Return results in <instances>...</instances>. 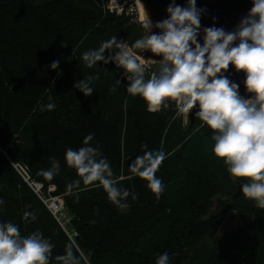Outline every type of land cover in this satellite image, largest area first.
<instances>
[{"label": "trees", "instance_id": "1", "mask_svg": "<svg viewBox=\"0 0 264 264\" xmlns=\"http://www.w3.org/2000/svg\"><path fill=\"white\" fill-rule=\"evenodd\" d=\"M103 3L0 0V198L6 201L0 221L19 224L22 234L39 228L56 245L54 255L75 240L86 255L92 252L89 264H155L165 251L171 264H264V209L243 195L233 201L241 182L214 156L212 132L198 119L185 125L174 105L152 113L123 86L111 91L118 79L112 64L84 67L82 53L112 35L131 44L146 34L137 15L105 12ZM56 60L59 69L52 70ZM92 73L101 79L86 98L73 85ZM49 96L57 107L42 111ZM89 133L115 174L125 177L122 186L138 194L127 209L113 206L102 188L82 184L78 195L65 193L78 178L64 163L65 149L79 148ZM144 143L169 154L156 174L166 186L159 199L138 177L127 178L129 158L141 154ZM51 156L61 172L47 181L37 172L50 167ZM14 162L28 167L30 182L43 185L44 200L62 198L63 214L54 215ZM27 205L37 213L35 222L22 221ZM232 211L250 222L212 240Z\"/></svg>", "mask_w": 264, "mask_h": 264}, {"label": "clouds", "instance_id": "2", "mask_svg": "<svg viewBox=\"0 0 264 264\" xmlns=\"http://www.w3.org/2000/svg\"><path fill=\"white\" fill-rule=\"evenodd\" d=\"M252 7L232 29L202 26L205 8L197 7V0L181 6L171 0L166 8L167 18L153 21L144 12L146 34L129 44L112 35L97 48L82 53L84 67L93 69L99 64L115 65L122 70L123 79H116L110 90L122 85L127 94L139 97L147 111L156 113L175 106L176 114L195 119L207 127L213 141L212 152L222 161L231 177L240 181L242 195L264 209V0H251ZM202 37V39H201ZM150 53V56H145ZM60 61L50 64L59 69ZM244 76L245 95L240 84L230 78L229 69ZM107 71V69H102ZM99 73L84 75L73 87L90 98ZM42 111L57 106L52 96ZM169 154L163 148L141 145V154L128 163V179L138 177L159 199L166 186L156 174ZM50 167L38 170L37 175L47 181L61 172V162L51 156ZM64 163L74 169L77 179L65 185L67 195H78L81 185L102 188L108 201L118 209H127L129 197L138 199L122 186L124 176H117L111 161L104 155L94 133L87 134L79 148L67 147ZM15 167V162L11 165ZM6 204L0 198V210ZM22 212V221L35 222L37 213ZM99 214V209H95ZM95 224L96 221H91ZM56 245L39 228L21 233L12 220L0 221V264H89V257L75 240L69 239L62 254H55ZM155 264H171L167 251L158 254Z\"/></svg>", "mask_w": 264, "mask_h": 264}, {"label": "water", "instance_id": "3", "mask_svg": "<svg viewBox=\"0 0 264 264\" xmlns=\"http://www.w3.org/2000/svg\"><path fill=\"white\" fill-rule=\"evenodd\" d=\"M142 2L153 23L167 18L166 8L169 3H171V0H142ZM175 2L181 6H187L188 0H175ZM252 6L251 0H197V7L207 10L202 16V26H213V24H215L216 27L222 26L226 30H232L239 23L241 17L247 15ZM150 55V53H145L146 57ZM228 75L231 79L240 84V92L242 95H245L243 74H237L234 69L230 68ZM13 90L15 92L18 91V87L15 86ZM195 120V112H193L189 117L190 126L194 124ZM241 196L242 193L239 187L233 196V201L236 202ZM234 214L233 211L230 213V221Z\"/></svg>", "mask_w": 264, "mask_h": 264}, {"label": "built area", "instance_id": "4", "mask_svg": "<svg viewBox=\"0 0 264 264\" xmlns=\"http://www.w3.org/2000/svg\"><path fill=\"white\" fill-rule=\"evenodd\" d=\"M135 1L134 0H104L103 3V9L105 12H110L112 14H116L118 16H125V17H133L134 15H138L136 7H135ZM138 21L140 22L139 18ZM126 40V39H123ZM128 42V41H127ZM129 43V42H128ZM115 74L118 79H123L122 70L117 69L115 65H113ZM123 86V85H122ZM176 116H178L176 114ZM180 116V115H179ZM183 118L184 124L189 121V118L187 116H181ZM15 169L18 171V173L24 178V180L28 183L30 188L41 197V199L44 201V203L49 207V209L56 215L60 210V206L63 208V200L61 197H56V199H50V200H44L42 198L43 194V185L38 182H30V175H29V169L28 167L20 164H15ZM49 190L51 192L55 191L54 187H50ZM59 201L60 204L57 202ZM51 203V204H50ZM52 206H55V211L52 209Z\"/></svg>", "mask_w": 264, "mask_h": 264}, {"label": "rangeland", "instance_id": "5", "mask_svg": "<svg viewBox=\"0 0 264 264\" xmlns=\"http://www.w3.org/2000/svg\"><path fill=\"white\" fill-rule=\"evenodd\" d=\"M135 5H136V3H135ZM135 7H136V10H137L138 9L137 5ZM137 13H139V10L137 11ZM139 15H140V13L136 17L137 20H138V18H139V20L141 19V16H139ZM188 124H190V121L185 123V125H188ZM47 198H48V200H50L52 198L56 199V197H54V196H51V197L48 196ZM57 203L60 204L59 201ZM59 206H60V210H59V212L58 211L57 212L60 213V214H63L64 208H62L61 205H59ZM52 209L55 210V206H52ZM249 222H250V218L243 219L240 215L234 214V216H233L231 221L229 220V217L226 219V221L224 222L223 228L212 238V240H218L225 232H227V231H236L239 228H242V227L246 226Z\"/></svg>", "mask_w": 264, "mask_h": 264}, {"label": "bare ground", "instance_id": "6", "mask_svg": "<svg viewBox=\"0 0 264 264\" xmlns=\"http://www.w3.org/2000/svg\"><path fill=\"white\" fill-rule=\"evenodd\" d=\"M135 1V3H136V5H137V11L139 10V13H140V15L139 16H141V19H140V22H142L143 23V21H144V12H145V10H146V8H145V5H144V3L142 2V0H134ZM138 13V14H139ZM50 188V187H49ZM48 192H49V194H51V193H54V192H51L50 190H48ZM55 211V210H54ZM55 213H58V212H55Z\"/></svg>", "mask_w": 264, "mask_h": 264}]
</instances>
